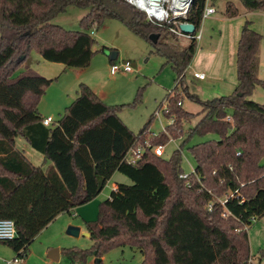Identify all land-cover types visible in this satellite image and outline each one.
Here are the masks:
<instances>
[{"label":"trees","instance_id":"1","mask_svg":"<svg viewBox=\"0 0 264 264\" xmlns=\"http://www.w3.org/2000/svg\"><path fill=\"white\" fill-rule=\"evenodd\" d=\"M237 1L248 11L264 10V0ZM207 2L193 1L187 21L196 25L194 35L202 27ZM71 6L88 9L81 30L53 22ZM239 13L235 0H227L226 16ZM110 18L120 19L150 42L176 71L179 85L167 98L165 115L177 122L194 118L179 105L180 86L185 98L202 106L189 137L209 133L220 137L191 148L197 163L191 186L180 177L183 145L168 159L149 148L135 165L124 161L137 140L146 138L151 120L136 134L119 116L120 106L105 103L81 83L78 97L62 118L45 126L38 104L55 79L31 68L12 76L33 47L47 61L89 66L95 39L88 31ZM155 33L160 35L156 43L150 40ZM173 37L124 0H0V218L13 219L18 234L0 243L25 258L56 217L93 200L119 171L132 184L117 183L100 204L98 218L85 222L93 240L90 248L62 249L71 262L84 264L95 257V264H103L101 258L110 249L130 246L143 254L141 264H254L247 229L264 216V104L247 94L264 87L258 57L262 35L245 21L237 47L238 90L205 101L188 92L185 83L197 39L179 48L168 40ZM22 55L26 57L19 61ZM173 127L167 125V130L172 132ZM18 137L51 165L45 169L33 164L17 147ZM155 141L152 146L161 144ZM232 192L225 205L215 198Z\"/></svg>","mask_w":264,"mask_h":264},{"label":"rangeland","instance_id":"2","mask_svg":"<svg viewBox=\"0 0 264 264\" xmlns=\"http://www.w3.org/2000/svg\"><path fill=\"white\" fill-rule=\"evenodd\" d=\"M226 2L227 0H209V3L216 7V12L203 21L199 32L202 36L200 39H196L199 53L201 50L203 52H213L210 68L216 74H220L221 71L225 70L226 75L231 76L226 77L229 82L237 76L235 65L237 54L234 48L237 49L238 47L247 10L244 9L241 2L235 0L240 13L236 21L233 22L234 24H231L228 20H222L226 16ZM253 12L254 14L248 18L253 21V27L262 35L258 57L260 62L259 77L264 79V10H254ZM87 13L88 9L86 8L71 6L56 17L53 22L68 30H81V18ZM181 20L180 24L186 22L187 18ZM88 32L95 39L93 47L95 54L90 65L85 68H66L63 63L58 64L45 60L36 48L33 47L30 50L29 60H27L30 68L46 78L55 79L40 98L38 104L40 114L43 117H47L48 114L52 115L54 122L57 123L65 114L66 108L78 97L80 83H85L100 94L105 103L120 106L118 110L119 116L136 134L151 120L149 128L144 135L151 142L154 141L156 143L155 140H157V143L165 145L164 158H170L173 152L183 145L182 168L186 173L191 172L197 165L191 148L195 144L217 140L220 137L215 133L206 135L193 134L189 137V130L201 118L202 106L185 98V92L181 90L180 86L178 88L180 89L179 94L183 98V108L190 112L194 118L189 121L190 117H187L177 122L173 117L168 118L165 115L163 109L166 106L167 98L170 91L177 86L178 80V75L172 64L168 62L167 58L158 54L150 42L135 34L120 19H107L100 28L93 27ZM168 40L181 48L191 39L187 40L176 36L168 38ZM227 43H235L236 45L233 47L232 44L229 46ZM223 58L225 63L224 61L222 62ZM110 59L117 63L130 61L133 71H120L112 74L110 71L112 62ZM27 62L23 61L18 65L14 69L12 76L17 77L23 74L27 68L25 66ZM208 72H211V70ZM185 83L188 92L194 93L192 92L193 83L189 82L187 78ZM198 85L204 92L210 91V89L204 87L202 82H199ZM139 92L141 95L135 101ZM218 92L220 96L226 94V91ZM211 94L198 96L205 101L215 97ZM248 98L264 104V87L257 86ZM161 104L162 107L160 108ZM158 111L159 114H157ZM170 124L174 126V131L172 132L167 130V125ZM176 135L180 136L176 138ZM29 148L31 150L28 154L30 161L36 165L38 158L42 157L39 162L40 165H37L42 166L44 155L34 150L31 146ZM30 152L35 153L36 156L30 154ZM116 182L132 184V180L128 176L116 171V174L108 180L106 186L97 197L77 206L71 213L64 212L62 217H56L47 228L42 230L41 234L30 246V251L40 250L42 243L57 237L59 229L65 223L67 217L72 220L79 219L82 223L96 220L99 216L100 204L110 196ZM224 197L225 194L215 198L220 200ZM73 213H76L77 216L74 217ZM247 231L251 259L253 258L257 263L260 262L259 264H264V216L257 218L251 226H248ZM72 241H74L76 247L83 249L90 248L93 244V240L88 236H80ZM0 251L7 259H11L16 255L15 251L4 243H0ZM103 257L101 258L103 264H141L143 261L142 254L137 250H133L130 246L114 247L106 252ZM31 259H35V256L31 255ZM65 260V264L71 261L68 256H65ZM252 263L254 262L252 261ZM0 264H5V260L0 258Z\"/></svg>","mask_w":264,"mask_h":264},{"label":"built area","instance_id":"3","mask_svg":"<svg viewBox=\"0 0 264 264\" xmlns=\"http://www.w3.org/2000/svg\"><path fill=\"white\" fill-rule=\"evenodd\" d=\"M130 5L134 6L139 11H142L146 14V18L152 24L167 29L172 35L185 39L201 38V33L194 35L193 33H186L180 28L181 19H186L190 13L192 4L194 0H124ZM216 12V7L209 3V0L206 4L203 21L208 18L210 15ZM186 22H190L187 21ZM110 71L112 74H116L120 71L122 72H132V64L130 61L123 63H117L113 61L110 66ZM194 76L203 79L206 74L204 72H194ZM179 85V80L177 81V86ZM176 86V87H177ZM173 90L170 91V93ZM179 105H183V102L180 101ZM166 107V106H165ZM159 114V111L157 112ZM54 121L52 116H48L42 119L44 125H50ZM165 145L158 144L152 146V142L147 137L143 140H137V142L126 152L124 161L127 164L135 165L138 163L145 155L147 149L151 148L154 153L158 156H164ZM195 172V167L189 173L185 171L180 175L186 181V185L191 186V175ZM234 196V193H227L223 199L219 201L221 204L225 205L227 200ZM212 205H210V208ZM226 215V213L224 214ZM17 227L13 219L10 218H0V241H9L17 237ZM23 250H21L22 252ZM252 261V260H250ZM5 264H24V257L17 254L11 258L6 259Z\"/></svg>","mask_w":264,"mask_h":264},{"label":"crops","instance_id":"4","mask_svg":"<svg viewBox=\"0 0 264 264\" xmlns=\"http://www.w3.org/2000/svg\"><path fill=\"white\" fill-rule=\"evenodd\" d=\"M252 14H254L253 11H248L247 10L246 15H245V19L249 20L248 17L250 15H252ZM209 17H211V15ZM238 17H239V15L234 16V17L225 16L222 20H225V21L228 20V22H231V24H232L234 21H236V19ZM250 21L252 22V27H253V21L252 20H250ZM217 44H219V43H217ZM227 44L229 46L232 44L233 47H235V45H236L235 43H227ZM234 49H235V53L237 54V49L236 48H234ZM212 55H213V52L212 53L209 52V51L203 52L201 50L200 53H199L196 50L195 56H194L192 62L190 63L189 67L186 70V76L188 74V77H186L187 80L189 82L193 83L192 92L196 93L199 96L207 95V94L212 93L211 95H214L215 97H219L220 93L218 91H226V94H224V95H229V94L233 93L234 91L238 90V78H237V76H236L235 79H232L231 81L228 82V80H226V77H231V76H227L226 75L227 73H226L225 70L221 71L220 74H216V73H214L215 71L210 68V63H211V60H212V57H213ZM236 57H237V55H236ZM27 60H29V56H28V58L26 59L25 62H27ZM224 60L225 59L223 58L222 62ZM235 61H236L235 65H236V69H237V59ZM224 63H225V61H224ZM25 66L27 68H30L28 62H27V64ZM209 70H211V72H208ZM194 72H204L206 74V76L203 79H199V78L194 76ZM44 74H46V73H44ZM236 75H237V70H236ZM199 82H202L204 87H207L206 89H210V91L204 92V90L198 85ZM95 93L98 95V97H100L103 100V98H102V96L100 94H98L96 91H95ZM221 93H223V92H221ZM251 94H252V92L248 93L247 96H250ZM48 116H52V115L48 114ZM43 118H45V117H43ZM54 124H55V122L53 121L48 126H52ZM45 126H47V125H45ZM16 142H17V147L20 150H23L25 155L28 158L29 151H31L30 148H29L30 147L29 142L23 137H18ZM30 154L36 156L35 153H32V152H30ZM41 159H42V157L38 158V162H37L36 165H40L39 162L41 161ZM32 163H34V162H32ZM41 165L43 166V168L46 169V168H48L51 165V161L49 160V162H48V160L44 156V159H43V162L41 163ZM115 174H116V172L113 175H115ZM117 183H122V182H116L114 184V186H113V189H115L117 187ZM71 211L68 212V213H71ZM62 214H64V213H62ZM62 214H60L58 217H62L63 216ZM73 215H74V217L77 216L76 213H73ZM70 224L78 225L80 227L81 230H80V235L78 237L70 236L69 234H67V232H65V230H67V228H68V225H70ZM86 232H89V231L87 230V227H86L85 223H82L79 219L72 220L71 218L67 217L66 220H65V223L59 229L57 237H53V238L47 240L46 242L42 243V245L40 246L41 249L38 250V251H30V248H29L28 254H27V258H24V264H65L66 260H65L64 254L62 253V249L63 248H67V247L76 246L74 241H72L75 238H79L80 236H88V237H90V235H87ZM64 235H65V237H63ZM38 236H37V238H38ZM52 249H58V251H59L58 252L59 253V257L58 258H56V256L50 254ZM132 249L133 250H137V251H139L141 253V251L139 249H137V248L134 249L132 247ZM31 255L35 256V259H33V260H35L36 262L31 259ZM0 258H2L4 260L7 259V257L3 256L1 251H0ZM142 258H144L143 254H142ZM252 261L254 262V264H258L253 258H252ZM95 262H96V258L95 257H90L87 260L86 263L87 264H95ZM67 264H82V263L71 262L70 261Z\"/></svg>","mask_w":264,"mask_h":264},{"label":"water","instance_id":"5","mask_svg":"<svg viewBox=\"0 0 264 264\" xmlns=\"http://www.w3.org/2000/svg\"><path fill=\"white\" fill-rule=\"evenodd\" d=\"M180 28L182 29V31L186 32V33H194L196 31V25L192 22H182L180 24ZM160 35L158 33L152 34L150 35V40L153 41L154 43H156L159 39ZM25 55H22L19 58V61H22L25 59ZM80 227L78 225H74V224H70L67 228V234L73 236V237H78L80 235ZM87 235H90L89 232H86ZM58 249H52V251L50 252L51 255L56 256V258L59 257V253H58ZM98 260H100V258H98Z\"/></svg>","mask_w":264,"mask_h":264}]
</instances>
